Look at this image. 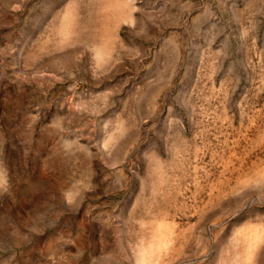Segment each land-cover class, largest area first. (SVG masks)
I'll list each match as a JSON object with an SVG mask.
<instances>
[{
	"label": "rangeland",
	"instance_id": "1",
	"mask_svg": "<svg viewBox=\"0 0 264 264\" xmlns=\"http://www.w3.org/2000/svg\"><path fill=\"white\" fill-rule=\"evenodd\" d=\"M0 264H264V0H0Z\"/></svg>",
	"mask_w": 264,
	"mask_h": 264
}]
</instances>
